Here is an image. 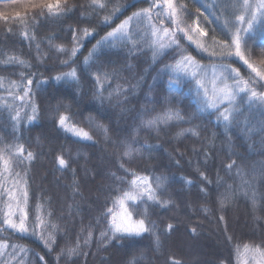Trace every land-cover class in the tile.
Segmentation results:
<instances>
[{
  "label": "trees",
  "instance_id": "16d2710c",
  "mask_svg": "<svg viewBox=\"0 0 264 264\" xmlns=\"http://www.w3.org/2000/svg\"><path fill=\"white\" fill-rule=\"evenodd\" d=\"M34 2L0 0V12L8 18V23L0 19V59L7 53L30 65H15L7 70L0 65V81H3L0 147L21 144L25 155L31 151L36 157L31 164L14 166L13 171L20 172L27 180L29 220L34 219L37 204L43 206L42 215L51 213L48 222L56 226L55 243L46 246L45 240L40 238V230L36 236H21L9 230L0 233V244L9 245L0 248V261L3 264L19 261L23 264H163L174 254L183 264H220L221 259L224 264H241L247 251L244 245H249L250 251L261 245L264 236V104L258 100L252 102L249 95L239 93L236 103L243 117L225 126L214 109L204 106L202 93L197 95L195 81L172 70L182 56H191L203 65L210 64L209 57L203 56L180 32H177L179 44L158 50L157 55L150 47L155 39L150 33L148 43L143 38L136 39V32L143 37L150 24L175 30L167 18L161 22V18L153 17L139 29L133 22L129 26L132 39L113 40L111 45L97 49L96 57L89 61L91 67L85 65V57L98 40L133 12L148 6L143 0H111L107 12L99 13L86 11L90 0H68L76 7L66 15L49 18L45 9V14L35 20L33 17L41 10L29 6ZM175 2L184 6L181 18L186 25L198 22L207 31L208 46L214 40L223 41L231 35L230 25L238 15H248L243 9L232 7L242 4L243 0ZM249 2L253 11L258 0ZM113 5H119L122 11L114 12ZM17 13L28 21L27 31L29 36H34L33 40L25 39V26L16 22ZM108 14H111L109 22L105 23ZM259 17L250 33L252 38L244 35L249 40L245 54L258 67H264V26ZM8 28L12 31H7ZM86 28L92 35L84 38L83 47L72 58L78 83L55 81L54 77L70 68L61 63L64 55L58 54L49 40L71 49L70 30ZM216 51H219L218 46ZM165 65L171 68L165 71ZM232 67L239 71L241 78L248 79L250 70L241 61L235 60ZM97 70L100 85L93 78ZM21 72L31 73L33 77L30 100L27 97L23 101L13 99L23 90L10 87L9 81L19 83ZM105 74L107 79H104ZM173 76L179 77V83ZM262 85L264 81L255 85L258 92H264ZM5 95L11 100L4 99ZM32 104L36 114L35 119L29 120L28 117L33 116ZM168 110L180 112L183 119L158 125L161 131L143 127V121ZM17 113L18 121L13 119ZM59 114L69 116V122L83 128L92 139H79L60 128L56 123ZM188 129L197 134L192 135L186 131ZM181 132L184 135H179ZM122 142H131L133 149L138 150L134 151L131 170L149 177L153 187L155 179L160 178L162 190L166 189L163 199L171 200L168 208L152 206L147 212L157 227L160 250L156 247V236L148 233L125 239L101 241L99 238L100 231L107 227L101 214L113 208L121 188H128L130 177L121 184L112 175L125 176L120 168ZM58 155L69 161L68 169H59ZM233 160L238 168L234 166L229 171L227 164ZM201 172L207 181L213 182L207 184V197L200 191L207 183L201 178ZM13 179L9 177L7 187L12 186ZM229 185L233 196L222 209L219 193ZM5 202L6 197L0 200V209L5 207ZM118 207H114V212ZM205 208L207 212L203 211ZM143 213L144 207H140L133 218ZM221 215L223 221L219 219ZM97 220L102 222L98 224ZM168 224H173L177 231L167 233ZM194 227L198 233L195 237L191 232ZM88 231L92 232L91 239H88ZM43 235L46 237L47 231ZM228 236L232 237L231 243L226 240ZM13 244L18 247L13 256H9ZM70 248L75 251L68 256ZM40 257H44L43 262Z\"/></svg>",
  "mask_w": 264,
  "mask_h": 264
},
{
  "label": "snow or ice",
  "instance_id": "6c2138e0",
  "mask_svg": "<svg viewBox=\"0 0 264 264\" xmlns=\"http://www.w3.org/2000/svg\"><path fill=\"white\" fill-rule=\"evenodd\" d=\"M148 6L145 8H140L138 11L132 13L131 16H128L121 24H119L113 31L108 32L105 37L96 42V45L93 46L92 51L89 52L88 56L84 59V64L91 67L89 64L90 59L95 58L97 55V49H102L106 45H111L112 41L115 39L121 40H130L132 35L130 34L129 26L135 22L136 29L141 28L144 25L145 21H151L153 17L161 18V22L164 18H167L175 26V30H170L168 28H158L155 24H150L144 32V36L141 37L139 31L136 32V39H144L145 43H148V35L150 33L151 37H155L151 41L150 47H153V54L157 55L158 50H163L165 47H171L172 45L179 44V37L177 32L183 33V36L190 41L192 44H195L198 49L202 52L207 53L210 60L217 65L222 73L221 78H219V84H217V78L214 75L212 80V89L209 92V89L201 84L200 79L197 78V69L201 72L202 68L197 64V62L191 56H182L180 60L176 61V67L186 69L189 65L193 66V71L191 72V77L197 84V95H201V89H203V96L205 97L203 104L206 108H212L215 110L218 118H222L225 121V126L229 123L238 122L243 117V112L239 109V105L236 103V98L239 93L243 92L245 95H249V99L252 102L259 101L261 104H264V92H258L255 88V85L260 81H264V67H258L256 64L251 62V58L246 56L245 50L248 48L249 40L245 39L243 32L246 35L250 36L251 31L255 28V23L257 21L256 13L252 12V5L249 0H243L242 4L232 5L233 8L243 9L249 14V18L246 20L244 15H238L236 19L241 24H247L246 28L237 27L235 24H231L230 28H235L236 30L231 33L230 36H227L223 41H215L211 46H206L204 42L196 38L207 36L208 33L202 29L199 24L195 27L191 25H186L181 18V13L185 11L183 5H179L175 0H143ZM111 0H90L86 11L90 10L93 13L107 12ZM31 8L40 9L33 19H38L40 16H43L44 10H47V16L49 18L54 17L56 19L61 18L70 12L74 7V4H69L68 0H55V3H52L51 0H35L34 3L29 5ZM256 8L260 10V23L264 26V0H259V3L256 5ZM113 11L118 12L122 11L119 5H113ZM111 14L105 15V23L109 22V16ZM0 19H4L8 23V18L4 13L0 12ZM16 22H19L21 25L25 26L23 35L25 39L31 41L34 39V36H29L27 31L28 21L24 20L19 13L16 14ZM181 25H184L183 27ZM7 31L11 32L12 29L8 28ZM71 35L73 40V46L71 49H67L62 45H54L52 40H49V44L55 47V50L58 54H63L64 58L61 60V63L66 67L70 68L67 72H61L60 75L54 77L57 82H74L78 83L79 76L77 69L72 67L74 60L72 58L76 57L77 53L83 47L82 41L84 38L91 36L92 32L89 29H71ZM163 33V36H160L159 33ZM193 33L196 35L194 36ZM168 37L167 41L164 40V37ZM250 38H252L250 36ZM217 46L219 51H216ZM210 47L212 50H210ZM264 47V46H262ZM37 51H40V45H36ZM175 50V49H173ZM235 60L241 61L247 68L250 70V74L247 80H244L240 77L239 71L232 67V64ZM0 65L5 67L7 70L9 67L15 65H20L22 67H30L27 62L23 59L18 58L14 55L4 54V58L0 59ZM171 68L170 65H165V71ZM254 74V75H252ZM21 81L16 83L14 81H9L10 87L22 89V94L17 93L13 96V99H19L23 101L25 97L31 99L32 89L31 85L33 84V77L31 73L25 74L24 72L20 73ZM97 83L100 85V74L97 70V73L93 77ZM107 74L104 75V79H107ZM173 80L179 83V77L173 76ZM229 81H232L229 84ZM47 83V81H45ZM0 86H3V81H0ZM172 85L170 84V87ZM264 87V85H262ZM98 96L99 92L96 93ZM241 102L243 97L240 98ZM101 100L103 97L101 96ZM226 102V103H225ZM223 106V107H222ZM33 116L28 117L29 120L35 119L36 107L34 104L31 105ZM59 111V110H57ZM67 111V109H65ZM14 120H19V113L13 117ZM69 116L64 114H59L56 121L57 125L62 128L64 131L71 133L75 137L82 140H91L92 137L87 131L83 128L77 127L75 124L69 122ZM183 119L182 115L178 111L168 110L162 115H157L152 119L143 121V127L152 129L155 131H161L158 127L160 124H168L173 120ZM15 127V125H13ZM247 127V125H246ZM192 135L197 133L188 129ZM107 130H105V133ZM262 134H264V126H262ZM179 135H184V132L179 133ZM122 156L120 168L123 170L125 176H117L116 173H113V178L119 180L121 184L125 182L126 177L128 179V188H121V195L118 196L114 202L113 208H107L106 212H103L101 215L103 221H107V227L100 231L99 238L101 241L105 239L111 240L113 238L125 239L129 237H139L146 233L156 236V247L157 250L161 248L160 236L157 235V227L154 222H152L147 215L148 208L152 206H159L160 208H168L171 203L170 199H163L166 189H163V182L160 178L155 179V187H153V181L147 177L138 175L136 171L131 170V164L135 162L134 150L131 142H122ZM127 157V160L124 158ZM36 157L31 151H28L25 155L24 146L21 144H10L0 147V200H4L6 197L5 207L0 209V233L11 230V233L19 234L21 236H36L37 230H40V238L45 240V245L49 246L55 243L54 232L56 226L48 222V217L51 216V213H45L42 215V205L37 204L35 206V217L31 221L29 220L27 205H28V185L27 180L21 176L20 172H14V166L31 164V162ZM207 158V157H206ZM56 162L59 166V169H68L70 167L69 161L63 156L58 155L56 157ZM179 160L176 161L179 164ZM127 165V166H126ZM238 166L236 161H231L227 164V169L229 171ZM9 177H13V182L11 187H7ZM201 178L207 183L204 187L200 189L204 193L205 197L209 195V189L207 184L213 183L212 181H207V177L203 172H201ZM190 183V182H189ZM78 187V186H77ZM233 196V191L231 186H228L223 193H219V204L223 209L226 203L230 202ZM254 199V198H253ZM131 202V203H129ZM150 202V204H149ZM118 205L121 209L120 213L114 212V207ZM140 207H144V213L140 214L138 218L134 219V213L140 212ZM203 211L207 212L208 209L205 208ZM221 221L224 220V216L221 215L219 218ZM101 220H97V223H101ZM91 225L89 228L91 229ZM47 231V236L45 237L43 233ZM177 231L174 228L173 224H168L166 232L171 234ZM192 236L195 237L198 233L196 228L191 230ZM92 232L88 231V239H91ZM227 242L231 243L232 237H226ZM87 243V241H86ZM9 245L0 244V248H7ZM18 245H11L13 249L12 253H8L9 256H13ZM245 250H249V245H244ZM264 236L261 238V245L251 249L255 253L259 254L262 258L257 261V264H264ZM75 249H68L67 255L71 256ZM60 255H63L61 253ZM58 256V260H59ZM41 262L44 261V257L39 258ZM0 264H3V261H0ZM18 264H23V261H19ZM163 264H183V261L175 256L174 254L169 255L163 262ZM220 264H224L221 259Z\"/></svg>",
  "mask_w": 264,
  "mask_h": 264
},
{
  "label": "rangeland",
  "instance_id": "374dc122",
  "mask_svg": "<svg viewBox=\"0 0 264 264\" xmlns=\"http://www.w3.org/2000/svg\"><path fill=\"white\" fill-rule=\"evenodd\" d=\"M258 3H259V0H258ZM257 3V4H258ZM256 4V5H257ZM252 12H254V13H256V15L257 16H259L260 15V10H258L257 8H256V6L254 7V9H253V11ZM244 16H245V19L247 20L248 18H249V14L248 15H246V14H244ZM197 23L198 22H195L194 24H192L191 26H193V27H195L196 25H197ZM199 24V23H198ZM234 24L237 26V27H241V28H246L247 27V24L245 23V24H241L238 20H236L235 22H234ZM182 27L184 26V25H181ZM200 26V25H199ZM236 29L235 28H231V32H234ZM182 35H183V33H181ZM242 35H245L243 32L241 33ZM159 35L160 36H163L164 34L161 32V33H159ZM193 35L195 36L196 34L195 33H193ZM205 37L206 36H204V37H199V36H197L196 38H198V39H200L202 42H204L205 43V45L206 46H208V44L206 43V41H205ZM185 38V37H184ZM167 39H168V37H164V40L165 41H167ZM186 39V38H185ZM192 44V43H191ZM195 47H196V45L195 44H193ZM165 49H168V47H165L163 50H165ZM163 50H161V51H163ZM199 50V52L203 55V56H205V57H209L208 55H207V53H204V52H202L200 49H198ZM210 50H211V48H210ZM210 59V58H209ZM209 62H210V64H208V65H203V64H201V63H199V62H197V64L200 66V68H202L203 69V71L201 72L199 69H197V78H199L200 79V82H201V84L202 85H204L205 87H207L208 89H209V92H211V89H212V87H213V85H212V80H213V75H214V69H215V76H216V78H217V84H219V78H221V76H222V73H221V71H220V69H219V67L217 66V65H215V63L213 62V61H211V60H208ZM172 70H173V72L175 73V74H177V75H183V76H186V77H189V78H192L191 77V72L193 71V66H191V65H189L186 69H182V68H177L176 67V64L173 66V68H172ZM232 83V81H229V84H231ZM4 90H6L5 88H3ZM8 90H6V92H7ZM201 91V93H202V96H203V89H201L200 90ZM5 97L6 98H4V99H6L7 101H9V100H11V97H9V95H5ZM203 98L205 99V97L203 96ZM226 103V102H225ZM223 107V106H222ZM212 109V108H211ZM120 211H121V209L118 207V210H117V212L116 213H120ZM262 258L259 256V254H257V253H255L254 251H252V250H247V251H245V254H244V257H243V259H242V261H241V264H257V261L258 260H261Z\"/></svg>",
  "mask_w": 264,
  "mask_h": 264
}]
</instances>
